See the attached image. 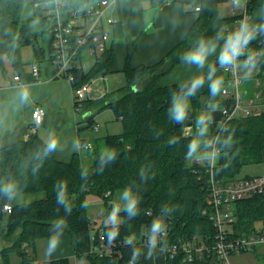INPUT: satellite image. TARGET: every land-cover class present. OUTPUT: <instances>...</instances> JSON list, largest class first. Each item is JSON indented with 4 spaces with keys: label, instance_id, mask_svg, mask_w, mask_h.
I'll list each match as a JSON object with an SVG mask.
<instances>
[{
    "label": "trees",
    "instance_id": "trees-1",
    "mask_svg": "<svg viewBox=\"0 0 264 264\" xmlns=\"http://www.w3.org/2000/svg\"><path fill=\"white\" fill-rule=\"evenodd\" d=\"M35 1L31 0L32 5ZM91 1L94 0H67L69 6H83ZM178 1L183 4L192 3L198 12L182 40L158 62L133 66L131 58L137 49L138 40L135 39L121 70L126 83L118 89L120 94L115 99H106V93L100 100L98 109H112L123 124L121 133L109 134L104 138V148H114L118 153L114 163L97 173V159L103 150L100 146H95L94 155L86 167L78 154L71 161L58 160L56 150L43 157V149L48 141L36 132H31L26 139H19L0 148V185L11 182L17 184L19 191L46 193L42 199L19 204H12L0 195V264H70L68 257L39 260L28 250L38 238L52 235L54 221L65 215L64 209L56 204L54 185L59 180L67 182L69 198L73 204L71 215L66 217L68 228L64 234L72 236L77 256L87 259L90 264H218L212 251H205L202 257L189 261L182 250L174 257H165L155 249H151L149 255L147 248L141 245L150 236L151 223L158 216H162L168 226L164 246L175 244L181 238L207 240L210 245L214 241V226L208 214L212 208L209 163L203 164L197 160L189 163V159L185 158L187 145L197 138L198 112L207 109L210 99L208 83L190 97L188 119L184 124H176L168 119V109L172 106L173 97L179 99L182 96L180 85L159 86L157 80L181 62L182 54L193 47L198 38H213L221 33L223 39L219 40L218 45L223 44L227 39L224 27L235 20L236 16H221L219 13V5L229 0ZM24 4L25 0H0V62L2 64L4 56L9 57L19 75H22L24 65L20 54L22 46L31 44L37 60H49L52 47V34L47 21L34 8L35 15L46 21L44 25L50 40L48 50L41 46L38 33L32 31L30 19L22 18ZM196 6H200V10H196ZM248 12V22L253 25L264 24V0H250ZM250 42L253 47L264 49V32H258ZM113 60L114 48L109 45L89 70L81 67L74 71V85H82L98 73H113ZM256 63L261 68L260 75H263L264 54L257 57ZM215 64L218 69L216 75L222 76L225 82L223 69L218 63ZM230 102L221 94L215 99L219 108L212 113L213 122L208 137L204 139L207 151L209 148L213 150L214 146L220 147L211 137L217 136L220 131L221 105ZM90 105L88 98L84 101V110ZM225 125L234 131L235 143L227 154L220 151L213 166V174L224 182L250 177L241 175L243 168L264 162V110L248 116H237ZM188 127L196 128L194 135L185 132ZM172 137L179 138V143L169 146L167 142ZM82 167L89 170L87 178L80 174ZM142 170L150 177L143 184L138 175ZM132 182H135L134 190L140 194L138 215L129 217L120 211L121 220L116 226L118 234L114 239L117 251L111 256L91 255L88 251L92 219L87 206L81 207V204L87 205L89 194L102 198L106 204V220L114 206L112 200L115 194ZM108 191L111 194L106 196ZM7 203L12 204L10 213L4 210ZM236 212L239 228H249L257 222L264 224V192L238 200ZM112 227L104 225L106 234ZM11 252L18 253V262H11Z\"/></svg>",
    "mask_w": 264,
    "mask_h": 264
},
{
    "label": "crops",
    "instance_id": "crops-1",
    "mask_svg": "<svg viewBox=\"0 0 264 264\" xmlns=\"http://www.w3.org/2000/svg\"><path fill=\"white\" fill-rule=\"evenodd\" d=\"M153 7L159 9L155 11ZM107 15L117 19L116 24L109 26L111 39L113 37L115 40L110 41V45L114 48L112 69L115 73L122 72L127 54L143 26H146L145 28L148 30L139 39L137 49L131 58L133 66L150 65L161 60L182 40L197 18V15L186 10L184 4L178 0H119L109 7ZM129 38L133 40L127 41ZM219 51L217 50L209 56V64L216 63ZM21 60L24 63L22 75H19L12 62L11 67H6L2 61L0 71V148L19 139H26L31 132H36L45 141H49L53 137L58 138L59 144L55 151L58 160L71 161L78 154L83 162H86L93 157L95 146H98L99 143L105 146L104 138L107 135L122 132L113 127L112 119L116 118L113 110L108 108L107 112L105 110L99 113V117L106 113V117L109 118L105 126H102L96 119L97 113L101 111L98 109L100 100L105 96L108 97L109 94L105 95L107 92H99L97 98L92 97L91 93L89 96L91 105L82 113L77 114L72 101L71 84L66 79L54 77L55 69L47 58L38 60L36 57L33 60L21 58ZM36 62L40 64L39 80H36L32 74ZM29 64L31 66H28ZM201 71L206 75L207 64L201 70L195 65L189 66L179 62L165 75L182 76L185 78L184 82H187L192 78V74L199 75ZM16 76L20 77L19 81H16ZM163 76L157 80L159 86L179 84L177 81H167ZM25 90L28 92V97L22 99V93ZM37 104L42 105L46 110L44 120L40 124H35L33 120V109ZM95 124H98V128L94 127ZM77 142L79 151L74 150V144ZM85 142H91L93 148L81 149V145ZM45 196V191H19V195L11 203L30 202ZM38 239H46L40 257L36 254L39 260L68 257L71 264H82L86 261L77 256L70 234H63L59 246L50 255L46 251L49 237ZM36 247L35 244V252H38Z\"/></svg>",
    "mask_w": 264,
    "mask_h": 264
},
{
    "label": "built area",
    "instance_id": "built-area-1",
    "mask_svg": "<svg viewBox=\"0 0 264 264\" xmlns=\"http://www.w3.org/2000/svg\"><path fill=\"white\" fill-rule=\"evenodd\" d=\"M118 0H94L83 6H69L67 0H36L34 8L39 10L48 23V28L52 34V47L49 54V61L53 65L55 78L66 79L71 84V96L75 112L78 114L84 110V101L89 98L92 91L94 78L82 85L75 86L76 79L74 71L81 67L85 68V57L94 60L110 45L111 36L109 26L117 23V19L107 15L109 7ZM250 0H240L231 4V14L236 19L224 27L226 37L234 30L239 28L242 21L250 18L248 5ZM200 10V6H196ZM248 50H256L255 56L264 54V49L253 47L251 42L245 46ZM249 52L242 53L237 60L242 64L247 59ZM258 65L257 75H260L261 68ZM231 67V66H230ZM226 79L223 85L221 96L231 100L229 104L221 105L222 118L220 125H225L237 116H248L255 112L264 110V85L260 79L256 78L255 88L252 94L248 92L245 85V70L236 67L234 70H223ZM36 80L40 78V64L36 62L32 70ZM16 81L20 77L16 76ZM46 110L42 105H35L33 109V120L35 124L43 122ZM98 128V124H95ZM191 128V127H190ZM186 133L190 130L186 128ZM93 148L91 142H85L81 149ZM216 148L214 146L213 151ZM197 162H200L197 160ZM210 201L211 210L209 218L214 226V241L210 245L207 240L194 238H181L175 244L163 245L164 238H158L155 248L149 246L150 236H147L141 245L147 248V254L151 255V249L159 250L165 257H174L179 250L185 252L189 261L197 257H202L205 251H212L218 264H231L230 257L234 252L245 251L255 248L258 244L264 243V224L255 223L249 228L237 226L238 216L236 212V202L255 194L264 192V174L240 177L236 180L224 182L215 178L213 166L210 165ZM111 194L110 191L106 196ZM113 205H116L112 200ZM8 205L6 208L5 206ZM4 210L8 213L12 210V204L4 205ZM98 216H101L100 214ZM118 213L117 226L120 222ZM104 225L100 226L91 220L93 227L91 233V244L89 253L93 256L104 257L113 255L116 250V242L109 243ZM168 227V226H167ZM167 234V228L165 229ZM163 234H161V237Z\"/></svg>",
    "mask_w": 264,
    "mask_h": 264
},
{
    "label": "clouds",
    "instance_id": "clouds-1",
    "mask_svg": "<svg viewBox=\"0 0 264 264\" xmlns=\"http://www.w3.org/2000/svg\"><path fill=\"white\" fill-rule=\"evenodd\" d=\"M235 4H239L240 0H233ZM258 32H264V24L253 25L248 21H242L239 28L234 29L228 38L224 41L221 51L217 57L216 63L219 64L220 68L228 71L234 70L236 67H243L247 71L246 75H251L253 70H257L258 65L256 63L257 57L255 56L256 50H248L245 48L248 43L253 40L254 36ZM223 39L221 33L213 38H198L195 45L185 51L180 60L182 63L192 66L195 65L198 69L203 70L205 65L208 66V71L203 74L196 75L192 77L189 81L180 84V90L182 96L177 99L173 97L172 106L168 109V119L176 124H184L188 119V112L190 110V97L195 95L204 84L208 83V91L210 99L208 101L207 110L197 118L196 124L198 129V136L195 142L189 143L187 145L186 159H197L207 161L210 165H214L215 161L219 158L220 151H227L232 148L234 141V131L229 130L227 125L219 126V134L217 136L211 137L212 141L218 144L220 147L213 151L211 148L205 152L203 149L204 139L209 135V128L213 122L212 113L217 111L219 105L215 103L216 97L221 94L224 85V79L222 76H217L218 71L216 64H209L208 58L216 52L219 40ZM249 52L247 59L242 62V64L237 60V57L242 53ZM231 66V67H230ZM28 92L25 90L22 93V99H27ZM162 135V133H158ZM168 145H176L179 143V138L172 137L168 140ZM59 144V140L56 138L50 139L45 148L43 149L42 156L47 157L50 153L54 152ZM74 150L79 151V143L74 144ZM118 153L114 148H104L100 151L97 159V173L102 172L108 165L114 163L117 160ZM80 174L82 177L87 178L89 176V170L82 167ZM141 184L146 182L150 177L143 170L138 173ZM135 182H132L124 187L120 194V204L113 206L111 213L105 220V224H112L113 227L108 231L107 236L109 243H111L118 234V228L115 226L118 213L124 211L129 217H134L138 215L139 208L138 204L140 202V194L135 191ZM54 191L56 192V204L64 209V216L58 217L54 221L53 234L49 236L47 243V253L50 255L54 252L61 242V237L64 234L66 228H68V222L66 217L70 216L73 209V204L69 198L68 194V184L64 180H59L54 185ZM0 195L7 198V200L12 201L19 195V189L15 183H5L0 185ZM85 203L81 204V207H86ZM6 208L8 205L5 206ZM167 215V212H165ZM167 225L164 222L162 216L155 218L150 226V239L149 246L155 248L158 238H164L166 235L165 229ZM161 234L163 236L161 237ZM131 243V241H128ZM135 256V253H134Z\"/></svg>",
    "mask_w": 264,
    "mask_h": 264
},
{
    "label": "rangeland",
    "instance_id": "rangeland-1",
    "mask_svg": "<svg viewBox=\"0 0 264 264\" xmlns=\"http://www.w3.org/2000/svg\"><path fill=\"white\" fill-rule=\"evenodd\" d=\"M184 8L188 11H191L195 15H198V12L194 10V5L192 3H189V2L184 3ZM153 9L156 11L159 8L153 7ZM230 9H231V4L229 1L219 5V13L221 16L232 15ZM22 18L23 19H30V25H31L32 31L35 33H38L39 42H40L41 46L45 47L48 50L50 40H49V33L47 31V28L44 25V23H46V21H44L45 19L43 20V18L35 15L34 6L32 5L31 0H25V4L23 7V11H22ZM145 27L146 26H143V28L141 29V31H139V33L137 34V37L135 38V39H138L137 45L139 44V39L141 38V36L144 35L148 30ZM132 40L133 39L130 40V38H129V40H127V41L131 42ZM111 41L112 42L115 41V40H113V37H112ZM223 44L217 45L216 51L217 50L221 51ZM220 51H219V53H220ZM20 54H21V58L23 60H27V59L33 60L35 58L34 48L31 44H27V45L22 46L20 49ZM84 61H85V69L89 70L92 67V65L94 64L95 60H94V58L86 56ZM3 63L5 64L6 67H9V66L11 67V60L9 57L4 56L3 57ZM28 66H31V65L29 64ZM1 68H2V64L0 62V71H1ZM244 70L247 71L246 69H244ZM253 71L254 72H252L251 75L246 76L245 82H244L245 83L244 88H247L248 92L250 94H252L254 91L255 83L257 81L256 78L260 79L262 85H264V74L263 75H257V71L256 70H253ZM192 75H193L192 77L196 76L195 74H192ZM163 78H165L167 81H177L179 83V85L181 83H185L184 82L185 78L184 77L182 78V76L164 75ZM125 83H126V79H125L124 73H122V72H120V73L113 72V73H109V74L98 73L94 77V81L92 82V91L90 92V94L92 93L91 96L97 98V95H99V92H107V93L109 92L108 93L109 95L106 99H115L120 94L118 89L121 88L122 86H124ZM202 100L204 103L205 98L203 97ZM190 105H191V101H190ZM107 109H103V110L99 111L96 115L97 121L102 126L106 125V122L108 121L109 118L106 117V113H104V115L102 114V117H99V113H102L105 110H106L105 112H107ZM110 110H112V109H110ZM206 110L207 109L200 110L198 112V117L201 115V113L205 112ZM108 112H109V110H108ZM80 113H82V112H80ZM112 122H113L114 129L118 128V131H123L122 121L113 117ZM187 129L190 130V133L192 135L195 134V131H196L195 127H191V128L188 127ZM203 139H205V138H203ZM100 144L101 143H99L98 146H100L101 149H104L105 146L100 145ZM205 145H206V143H204L202 150H204L206 152L207 149H206ZM195 160H197V159H189V163H193ZM199 161L203 164L207 162V161H203V160H199ZM89 162H91V161L87 160L84 163L85 167L89 165ZM261 174H264V162L247 165L243 168V170L241 172V175H249V176H256V175H261ZM122 191L117 192L115 194V196L113 197V202L115 204L121 203L119 198H120V194ZM87 209H88L90 219L95 221L97 224L103 223V221L105 220V214H106V204L102 198H100L96 195H93V194H89L87 196ZM99 214L101 216H98ZM44 242H46V239H38L33 243V245L28 247V250L33 255L36 256V254H37L40 257L41 251L43 248V244L45 245ZM35 244L37 246L36 248H37L38 252H35V249H34ZM10 259H11L12 263L18 262L20 260L17 252H11L10 253ZM85 260H86V261H84L85 263H82V264H90V262L87 259H85ZM230 262H231V264H264V243L258 244L255 248H252L250 250L234 252L230 257ZM74 264H76V263H74Z\"/></svg>",
    "mask_w": 264,
    "mask_h": 264
},
{
    "label": "water",
    "instance_id": "water-1",
    "mask_svg": "<svg viewBox=\"0 0 264 264\" xmlns=\"http://www.w3.org/2000/svg\"><path fill=\"white\" fill-rule=\"evenodd\" d=\"M207 105H208V104H207ZM207 105H206V106H207ZM196 136H198V129H197V132H196ZM120 143H122V140H120Z\"/></svg>",
    "mask_w": 264,
    "mask_h": 264
}]
</instances>
